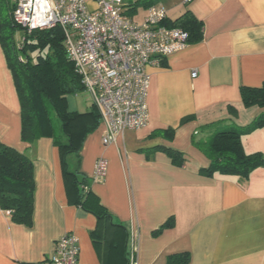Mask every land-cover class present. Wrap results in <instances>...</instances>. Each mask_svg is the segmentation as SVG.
<instances>
[{
	"label": "crops",
	"instance_id": "obj_1",
	"mask_svg": "<svg viewBox=\"0 0 264 264\" xmlns=\"http://www.w3.org/2000/svg\"><path fill=\"white\" fill-rule=\"evenodd\" d=\"M123 3L128 17L130 4ZM157 5L169 20L189 11L202 22L203 39L147 69L145 127L125 131L108 146L100 122L86 136L78 168L91 179L85 207L66 186L52 140L21 141L18 98L0 46V143L32 161L35 181L32 227L14 224L0 209V264L38 262L66 233L78 239L79 264H125V251L133 246L136 264H165L169 255L183 252L189 264H264V167L248 179L207 177L200 169L209 161L192 145L193 138L205 140L220 125L244 127L264 111L244 107L240 95L241 88L264 87V0ZM167 129H173L172 139L152 136ZM241 143L246 154L264 155V127L243 135ZM155 146L182 153L184 165L174 166L163 152H148ZM99 158L106 161V175L94 181ZM100 207L109 218L96 217ZM170 219L171 228L154 234Z\"/></svg>",
	"mask_w": 264,
	"mask_h": 264
},
{
	"label": "trees",
	"instance_id": "obj_2",
	"mask_svg": "<svg viewBox=\"0 0 264 264\" xmlns=\"http://www.w3.org/2000/svg\"><path fill=\"white\" fill-rule=\"evenodd\" d=\"M161 0H137L130 4L128 16L136 12L137 3L147 10ZM15 0H0V46L14 82L20 109V139L33 145L40 138H50L58 149L66 186L75 196L76 203L85 207L92 196L91 179L79 172V152L86 136L99 125L100 115L90 105L84 112H69L67 96L84 90L81 77L74 64L67 57L64 33L59 27L47 30H26L14 24L12 12ZM166 28H178L187 34V45H194L203 39V24L189 11L174 20L166 19L161 24ZM22 30V40L16 42L14 33ZM163 65V62L162 64ZM241 101L244 107L264 109V87L241 88ZM53 115L58 125L55 124ZM190 118L182 119L181 123ZM264 127V111L244 127L216 131L205 140L192 139V145L209 161L200 173L210 177L214 173L248 179L250 173L264 167V155L246 154L241 137ZM173 129L158 130L152 136L173 138ZM148 152H163L176 167H182L185 157L172 149L155 146ZM69 160L75 161L72 167ZM34 166L32 161L16 149L0 143V209L6 212L14 224L30 228L34 218ZM94 197V196H93ZM87 210V209H86ZM96 214L98 219L109 218L103 208ZM117 227L119 225L114 224ZM173 220L164 223L154 234L164 228H171ZM128 264V252L124 254ZM187 252L172 254L165 264H189Z\"/></svg>",
	"mask_w": 264,
	"mask_h": 264
},
{
	"label": "built area",
	"instance_id": "obj_3",
	"mask_svg": "<svg viewBox=\"0 0 264 264\" xmlns=\"http://www.w3.org/2000/svg\"><path fill=\"white\" fill-rule=\"evenodd\" d=\"M181 1L188 5L193 0ZM124 8L123 0H15L12 12L14 24L27 33L56 26L63 30L66 55L100 115L104 146L127 130L146 126L147 69L160 67L187 46L184 31L161 25L167 19L163 7L148 8L140 23L126 17ZM106 168V161L97 159L93 180L101 181ZM135 251L133 246L128 264H136ZM20 264H79L78 239L66 233L50 256Z\"/></svg>",
	"mask_w": 264,
	"mask_h": 264
},
{
	"label": "rangeland",
	"instance_id": "obj_4",
	"mask_svg": "<svg viewBox=\"0 0 264 264\" xmlns=\"http://www.w3.org/2000/svg\"><path fill=\"white\" fill-rule=\"evenodd\" d=\"M135 1L137 0H124L125 3L127 4H133L135 3ZM167 6V5H166ZM169 6V5H168ZM146 14V9L145 7L139 2L136 5V12L132 15V20L135 23H140L143 19V17ZM131 16H128V18H130ZM131 19V18H130ZM22 36H23V32L22 30H16L14 33V39L16 42H19L22 40ZM67 104H68V111L72 112V111H85L88 110L90 107V104L92 105L91 102V96L89 95V93L85 90L77 93L76 95H68L67 96ZM53 119L55 121V124L57 126L58 122L56 117L53 115ZM228 128L225 127L224 125H220L218 128L215 129V131H221V130H227ZM75 164V161L73 160H69V165L70 167H72L73 169V165Z\"/></svg>",
	"mask_w": 264,
	"mask_h": 264
}]
</instances>
